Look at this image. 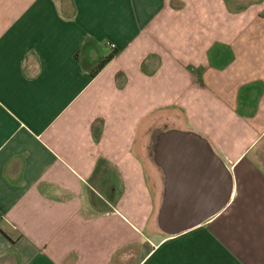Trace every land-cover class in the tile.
I'll return each instance as SVG.
<instances>
[{
  "label": "crops",
  "instance_id": "obj_1",
  "mask_svg": "<svg viewBox=\"0 0 264 264\" xmlns=\"http://www.w3.org/2000/svg\"><path fill=\"white\" fill-rule=\"evenodd\" d=\"M0 264H264V0H0Z\"/></svg>",
  "mask_w": 264,
  "mask_h": 264
},
{
  "label": "water",
  "instance_id": "obj_2",
  "mask_svg": "<svg viewBox=\"0 0 264 264\" xmlns=\"http://www.w3.org/2000/svg\"><path fill=\"white\" fill-rule=\"evenodd\" d=\"M182 136L185 137V138L186 137H194V136L185 135V134H181L179 132H174V131L173 132H169V133H167L165 135V137H167V138H178V137H182ZM203 147H204V152H206L205 146H203ZM196 212H197V215L199 216V220L197 221V223L195 225H198L201 222L205 221L207 218L211 217L213 214H215L218 211L217 210H214V211L200 210L199 212L198 211H194L193 216H194V214ZM186 229H189V228H186Z\"/></svg>",
  "mask_w": 264,
  "mask_h": 264
},
{
  "label": "trees",
  "instance_id": "obj_3",
  "mask_svg": "<svg viewBox=\"0 0 264 264\" xmlns=\"http://www.w3.org/2000/svg\"><path fill=\"white\" fill-rule=\"evenodd\" d=\"M116 53L111 54L110 56H108L105 60L101 61L98 63V65L96 66V69L92 72V77L95 76V74H97L98 71H100L114 56Z\"/></svg>",
  "mask_w": 264,
  "mask_h": 264
},
{
  "label": "built area",
  "instance_id": "obj_4",
  "mask_svg": "<svg viewBox=\"0 0 264 264\" xmlns=\"http://www.w3.org/2000/svg\"><path fill=\"white\" fill-rule=\"evenodd\" d=\"M107 46L111 51L115 50V46L113 44H108Z\"/></svg>",
  "mask_w": 264,
  "mask_h": 264
},
{
  "label": "rangeland",
  "instance_id": "obj_5",
  "mask_svg": "<svg viewBox=\"0 0 264 264\" xmlns=\"http://www.w3.org/2000/svg\"><path fill=\"white\" fill-rule=\"evenodd\" d=\"M156 106H158V105H156Z\"/></svg>",
  "mask_w": 264,
  "mask_h": 264
}]
</instances>
